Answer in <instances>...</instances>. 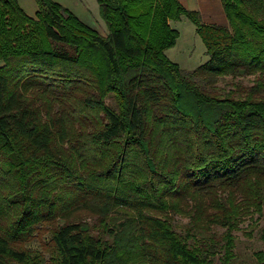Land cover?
<instances>
[{"label": "trees", "instance_id": "trees-1", "mask_svg": "<svg viewBox=\"0 0 264 264\" xmlns=\"http://www.w3.org/2000/svg\"><path fill=\"white\" fill-rule=\"evenodd\" d=\"M97 1L107 37L0 0V264H238L264 214V0H221L227 26ZM183 17L208 55L190 71L166 53Z\"/></svg>", "mask_w": 264, "mask_h": 264}, {"label": "rangeland", "instance_id": "rangeland-1", "mask_svg": "<svg viewBox=\"0 0 264 264\" xmlns=\"http://www.w3.org/2000/svg\"><path fill=\"white\" fill-rule=\"evenodd\" d=\"M179 32V38L175 48L169 49L167 56L176 62L182 69L194 70L208 60L206 47L196 33L195 25L187 18L181 21L173 22V26ZM228 81H220L218 85L222 89L232 88ZM245 85L251 84L250 78L242 80ZM186 218L175 216L176 229L183 230L187 223ZM264 228V214L255 215L253 218H247L240 226V230L235 232L237 236V254L238 264H258L255 259V253L264 251V242L261 239V230ZM44 230H47L45 228ZM222 231V230H218ZM41 236V235H40ZM40 237L35 246H39Z\"/></svg>", "mask_w": 264, "mask_h": 264}, {"label": "crops", "instance_id": "crops-1", "mask_svg": "<svg viewBox=\"0 0 264 264\" xmlns=\"http://www.w3.org/2000/svg\"><path fill=\"white\" fill-rule=\"evenodd\" d=\"M24 12L34 17L38 11L36 0H17ZM72 12L83 23L107 37L109 30L101 16L100 5L97 0H53ZM182 5L198 11L204 23L228 25V20L221 0H180ZM186 19V17H183ZM173 26V22H171ZM175 29V27H173ZM177 45V44H176ZM175 45V46H176ZM175 46L173 48H175ZM172 49V48H171Z\"/></svg>", "mask_w": 264, "mask_h": 264}]
</instances>
